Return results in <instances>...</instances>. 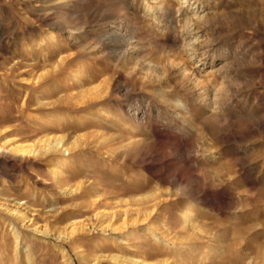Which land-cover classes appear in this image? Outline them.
Wrapping results in <instances>:
<instances>
[{
    "label": "rangeland",
    "instance_id": "rangeland-1",
    "mask_svg": "<svg viewBox=\"0 0 264 264\" xmlns=\"http://www.w3.org/2000/svg\"><path fill=\"white\" fill-rule=\"evenodd\" d=\"M166 7L0 0V264H264V0Z\"/></svg>",
    "mask_w": 264,
    "mask_h": 264
},
{
    "label": "bare ground",
    "instance_id": "bare-ground-1",
    "mask_svg": "<svg viewBox=\"0 0 264 264\" xmlns=\"http://www.w3.org/2000/svg\"><path fill=\"white\" fill-rule=\"evenodd\" d=\"M166 4H167V0H154V9H156L158 11V12H156V15H160L162 13L165 14L167 12L168 8L166 7ZM166 17L167 16L165 15L164 21L167 20ZM163 25H166L167 28H170L172 30L174 29V24H173L172 20H168L167 23H165V24L163 23V24H160L158 26H163ZM52 38H53V35H52V37H50V40L51 41H52ZM106 41H107V43H112L115 46V49L113 51V53L115 55H121V52H120V50H121V48H120V41H122L121 38L120 39H117L115 37H109V39L106 40ZM18 152L19 153H22V154H29L31 151L30 150L19 149ZM192 217H193V214H192V212L190 210L185 211V213L183 214V218L185 220H189Z\"/></svg>",
    "mask_w": 264,
    "mask_h": 264
}]
</instances>
